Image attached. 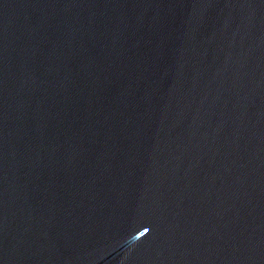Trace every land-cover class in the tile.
<instances>
[{"label":"water","instance_id":"water-1","mask_svg":"<svg viewBox=\"0 0 264 264\" xmlns=\"http://www.w3.org/2000/svg\"><path fill=\"white\" fill-rule=\"evenodd\" d=\"M0 264H264V0H0Z\"/></svg>","mask_w":264,"mask_h":264}]
</instances>
